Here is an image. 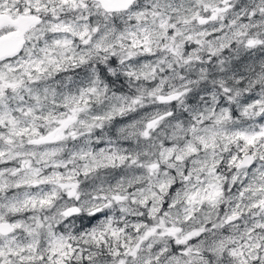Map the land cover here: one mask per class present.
Segmentation results:
<instances>
[{"label":"snow or ice","instance_id":"obj_1","mask_svg":"<svg viewBox=\"0 0 264 264\" xmlns=\"http://www.w3.org/2000/svg\"><path fill=\"white\" fill-rule=\"evenodd\" d=\"M0 264H264V0H0Z\"/></svg>","mask_w":264,"mask_h":264}]
</instances>
